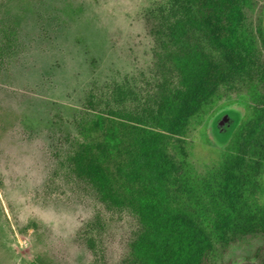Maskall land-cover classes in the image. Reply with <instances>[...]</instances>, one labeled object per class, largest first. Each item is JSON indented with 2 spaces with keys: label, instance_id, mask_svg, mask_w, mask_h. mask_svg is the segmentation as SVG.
I'll return each mask as SVG.
<instances>
[{
  "label": "rangeland",
  "instance_id": "374dc122",
  "mask_svg": "<svg viewBox=\"0 0 264 264\" xmlns=\"http://www.w3.org/2000/svg\"><path fill=\"white\" fill-rule=\"evenodd\" d=\"M156 1L0 0V264H128L136 213L101 200L72 157L99 111L133 125L146 118L155 42L145 16ZM225 111L240 125L248 97L217 101L184 136L199 176L232 140L216 132ZM262 244H218L215 261L264 264Z\"/></svg>",
  "mask_w": 264,
  "mask_h": 264
},
{
  "label": "trees",
  "instance_id": "16d2710c",
  "mask_svg": "<svg viewBox=\"0 0 264 264\" xmlns=\"http://www.w3.org/2000/svg\"><path fill=\"white\" fill-rule=\"evenodd\" d=\"M145 20L155 42L142 89L146 118L133 125L99 111L72 157L74 171L107 205L136 213L128 264H217L218 244L248 236L262 238L260 255L264 3L158 0ZM236 94L248 97L250 113L221 138L232 140L219 164L199 176L184 136L195 118Z\"/></svg>",
  "mask_w": 264,
  "mask_h": 264
},
{
  "label": "water",
  "instance_id": "95a60500",
  "mask_svg": "<svg viewBox=\"0 0 264 264\" xmlns=\"http://www.w3.org/2000/svg\"><path fill=\"white\" fill-rule=\"evenodd\" d=\"M237 124V113L234 111L223 112L215 122L216 132L219 137L227 136Z\"/></svg>",
  "mask_w": 264,
  "mask_h": 264
}]
</instances>
